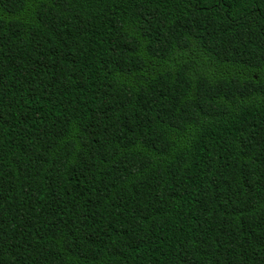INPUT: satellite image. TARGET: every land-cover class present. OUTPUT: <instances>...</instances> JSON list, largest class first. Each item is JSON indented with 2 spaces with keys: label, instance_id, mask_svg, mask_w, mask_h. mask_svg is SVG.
I'll use <instances>...</instances> for the list:
<instances>
[{
  "label": "trees",
  "instance_id": "1",
  "mask_svg": "<svg viewBox=\"0 0 264 264\" xmlns=\"http://www.w3.org/2000/svg\"><path fill=\"white\" fill-rule=\"evenodd\" d=\"M0 264H264V0H0Z\"/></svg>",
  "mask_w": 264,
  "mask_h": 264
}]
</instances>
